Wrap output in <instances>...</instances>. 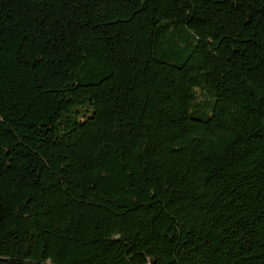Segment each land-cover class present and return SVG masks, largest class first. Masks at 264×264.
Wrapping results in <instances>:
<instances>
[{"label":"trees","instance_id":"16d2710c","mask_svg":"<svg viewBox=\"0 0 264 264\" xmlns=\"http://www.w3.org/2000/svg\"><path fill=\"white\" fill-rule=\"evenodd\" d=\"M0 264H264V0H0Z\"/></svg>","mask_w":264,"mask_h":264}]
</instances>
